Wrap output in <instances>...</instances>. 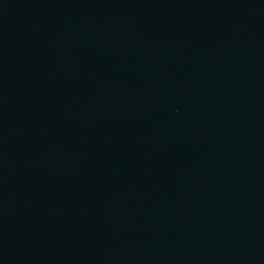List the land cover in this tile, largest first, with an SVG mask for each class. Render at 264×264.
Instances as JSON below:
<instances>
[{"label":"water","instance_id":"obj_1","mask_svg":"<svg viewBox=\"0 0 264 264\" xmlns=\"http://www.w3.org/2000/svg\"><path fill=\"white\" fill-rule=\"evenodd\" d=\"M0 264H264V0H0Z\"/></svg>","mask_w":264,"mask_h":264}]
</instances>
